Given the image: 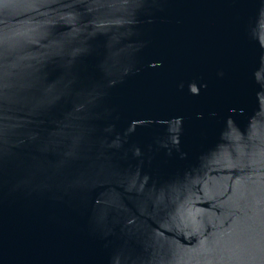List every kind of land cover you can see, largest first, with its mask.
Returning <instances> with one entry per match:
<instances>
[{
	"label": "water",
	"instance_id": "95a60500",
	"mask_svg": "<svg viewBox=\"0 0 264 264\" xmlns=\"http://www.w3.org/2000/svg\"><path fill=\"white\" fill-rule=\"evenodd\" d=\"M0 264H264V0H0Z\"/></svg>",
	"mask_w": 264,
	"mask_h": 264
}]
</instances>
